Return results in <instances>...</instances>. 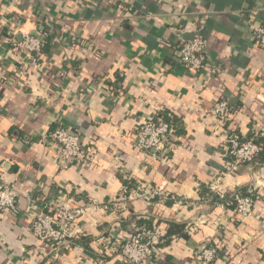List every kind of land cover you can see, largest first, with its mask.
I'll use <instances>...</instances> for the list:
<instances>
[{
  "label": "crops",
  "instance_id": "0c3cea01",
  "mask_svg": "<svg viewBox=\"0 0 264 264\" xmlns=\"http://www.w3.org/2000/svg\"><path fill=\"white\" fill-rule=\"evenodd\" d=\"M257 25H264V0H0V177L23 195L108 205L82 218L84 236L57 250L30 230L37 208L21 196L0 221V264H123L102 256V239L114 226L129 232L145 221L164 235L154 264H264V196L243 219L207 190L228 161L212 119L219 100L229 101L230 127L264 137ZM199 30L217 71H190L178 61L180 39ZM44 32L48 44L32 75L30 60L7 37ZM162 113L179 129L167 160L141 151L134 136ZM59 123L95 148L90 164H57L49 135ZM261 159L232 174L225 189L264 194ZM125 173L173 198L115 208ZM171 224L179 229L169 234ZM206 245L218 251L210 263L200 257Z\"/></svg>",
  "mask_w": 264,
  "mask_h": 264
},
{
  "label": "built area",
  "instance_id": "2783aa9c",
  "mask_svg": "<svg viewBox=\"0 0 264 264\" xmlns=\"http://www.w3.org/2000/svg\"><path fill=\"white\" fill-rule=\"evenodd\" d=\"M134 0H127L131 5ZM200 32V30H199ZM0 26V39L3 37ZM47 32L41 35L25 33L21 38L14 35L7 37L8 43L17 51L23 53L31 63L32 75H38L41 66L44 38ZM253 40L264 47V25H257L252 31ZM206 38L200 32L193 39H180L177 44L179 63L187 70L199 72L205 66H211L217 71L215 65H210L206 56ZM37 69V70H36ZM231 106L226 99L219 100L212 109V119L215 122L214 131L220 134L226 141V155L228 161L225 169L212 179L207 186L213 196L215 204L232 209L240 218L246 219L252 216L254 203L263 193L256 187L242 190L228 191L224 184L231 181V175L237 173L244 165L251 164L262 150L255 138H247L237 127H230ZM169 117H172L168 113ZM177 126L168 122L163 116L156 115L147 119L135 131L136 146L143 152L156 151L159 157L167 160L171 155L176 138ZM257 135V134H256ZM50 139L56 148L55 161L61 167L71 164L88 165L96 157L94 147L86 145L80 133L59 123L50 133ZM258 136V135H257ZM124 184L119 193L114 197L112 205L115 208L125 210L135 199H142L149 204L158 201L163 203L173 198L163 188L148 183L133 182L128 174H124ZM21 196H25L37 212L30 223V230L41 241L52 245L57 250L70 248L76 239L84 235L81 219L93 214L100 209L108 208L105 204L99 205L95 201L83 205H71L68 202L57 200H45L39 196L23 195L15 187L0 177V221L9 211H15L17 202ZM163 232L155 225H134V228L125 232L120 225L114 226L109 235L102 239L100 245L102 256L119 258L123 264H154V259L160 246L164 242ZM200 257L204 262H212L218 256L215 247L205 246L201 248Z\"/></svg>",
  "mask_w": 264,
  "mask_h": 264
},
{
  "label": "trees",
  "instance_id": "16d2710c",
  "mask_svg": "<svg viewBox=\"0 0 264 264\" xmlns=\"http://www.w3.org/2000/svg\"><path fill=\"white\" fill-rule=\"evenodd\" d=\"M48 37L49 36H47V37H45L44 38V46H43V51L46 49V47H47V44H48ZM159 116H163L168 122H170L171 124H173V125H176L177 126V130H176V135H177V132H178V123H177V119L174 117V116H172V117H169L168 116V113H162V114H160ZM255 140L259 143V144H261V146H262V150H261V152H260V154L257 156V158L252 162V163H255L258 159H259V157H260V159H261V156L263 155V157H264V137H256L255 138ZM261 160H263V159H261ZM251 163V164H252ZM208 190V194H210V195H213L211 192H210V190H209V188L207 189ZM213 197H215V196H213ZM216 198V197H215ZM214 198V199H215ZM142 224H147V225H152L151 223H149V222H143V223H138V225H142ZM176 229H179V227H177V225L176 224H171V227H170V230H169V234H172V233H175L176 232ZM180 231V230H179ZM178 231V232H179ZM84 236V235H83ZM75 242V241H74Z\"/></svg>",
  "mask_w": 264,
  "mask_h": 264
},
{
  "label": "water",
  "instance_id": "95a60500",
  "mask_svg": "<svg viewBox=\"0 0 264 264\" xmlns=\"http://www.w3.org/2000/svg\"><path fill=\"white\" fill-rule=\"evenodd\" d=\"M190 35L191 36L190 37H187L186 39H193L195 37V33H191Z\"/></svg>",
  "mask_w": 264,
  "mask_h": 264
}]
</instances>
